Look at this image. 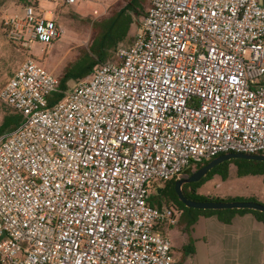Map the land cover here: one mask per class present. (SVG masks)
I'll list each match as a JSON object with an SVG mask.
<instances>
[{
	"label": "built area",
	"instance_id": "built-area-1",
	"mask_svg": "<svg viewBox=\"0 0 264 264\" xmlns=\"http://www.w3.org/2000/svg\"><path fill=\"white\" fill-rule=\"evenodd\" d=\"M80 1L33 0L8 40L52 46L55 9ZM116 55L63 91L31 54L0 90L23 118L0 137V264H176L163 230L180 213L152 205L151 186L264 154L262 0H149Z\"/></svg>",
	"mask_w": 264,
	"mask_h": 264
},
{
	"label": "rangeland",
	"instance_id": "rangeland-1",
	"mask_svg": "<svg viewBox=\"0 0 264 264\" xmlns=\"http://www.w3.org/2000/svg\"><path fill=\"white\" fill-rule=\"evenodd\" d=\"M128 2L129 0H81L72 7L57 8L53 18L62 27L64 37L52 46L43 48L39 44H34L26 51L21 48L20 44L11 43L6 36L7 18L22 12L23 0H0V90L27 59L28 55L31 54L47 70L58 77H62L68 64L75 62L82 51H89L96 35L93 27L94 22L109 18ZM44 6L53 9V6L49 3H44ZM148 6L149 1L145 5V12ZM143 18L144 16L140 13L133 14V25L129 33L130 43L134 41L133 39L140 31ZM127 43L125 44L127 46L124 47L131 45ZM76 84V82H71L69 88H73ZM7 112V106L0 103V125ZM226 171V178H223L220 174L216 175L214 184L202 190V192L208 194L210 198L213 197L223 202H230L232 197L239 193H246V191L256 192L258 195L264 194L263 175H240L235 163L228 165ZM192 173L186 171L181 178H187ZM163 187L164 184L161 182L154 183L150 188L151 198L156 196L158 188ZM208 196L207 198H209ZM153 205L157 206L155 203ZM186 252H188L186 255L189 257L190 251ZM196 258L193 259L194 264L197 263Z\"/></svg>",
	"mask_w": 264,
	"mask_h": 264
},
{
	"label": "trees",
	"instance_id": "trees-1",
	"mask_svg": "<svg viewBox=\"0 0 264 264\" xmlns=\"http://www.w3.org/2000/svg\"><path fill=\"white\" fill-rule=\"evenodd\" d=\"M33 0H23L24 6L32 4ZM149 1V0H148ZM147 0H129V2L120 10L113 13L109 18L100 22H94L93 27L96 35L90 45L89 51H82L78 59L68 64L62 74L61 89L63 91L69 89L71 82L78 83L79 81L89 77L94 70L106 62H118L117 51L120 47L132 44L129 42V33L133 25V14H142L146 16L145 5ZM264 3V0H262ZM23 6V7H24ZM149 7V6H148ZM144 19V18H143ZM143 22V20H142ZM134 40V39H133ZM64 94L57 93L49 97V106L52 107L59 101L63 100ZM8 108L7 114L4 116L2 124L0 125V137L9 134L16 130L22 123V116L16 111ZM211 161V160H210ZM210 161L199 164L197 170L207 165ZM235 163L237 165L240 175H263L264 176V162L232 159L212 169L200 182L185 184L183 187L185 196L194 201H219L213 198H207L198 194L199 189L208 181L212 180L216 175L227 177L228 165ZM191 168L187 172L191 173ZM177 179L167 182L163 188H158L156 196L151 198V203H155L157 207H161L163 203L173 208L184 216H189L186 223L188 227L193 226L201 215L215 214L220 212H250L253 213L259 220L264 222V213L249 210V209H234V210H197L186 207V205L179 199L176 193L175 185ZM232 201H243L242 199H233Z\"/></svg>",
	"mask_w": 264,
	"mask_h": 264
},
{
	"label": "crops",
	"instance_id": "crops-1",
	"mask_svg": "<svg viewBox=\"0 0 264 264\" xmlns=\"http://www.w3.org/2000/svg\"><path fill=\"white\" fill-rule=\"evenodd\" d=\"M215 179L216 176L205 183L198 194L207 197L202 190L213 185ZM237 198L264 204V194L256 192L239 193L231 200ZM188 218L179 214L178 224L163 230L171 239L176 264H194V257H197L196 264H264V222L253 213L201 215L191 227L186 223Z\"/></svg>",
	"mask_w": 264,
	"mask_h": 264
},
{
	"label": "water",
	"instance_id": "water-1",
	"mask_svg": "<svg viewBox=\"0 0 264 264\" xmlns=\"http://www.w3.org/2000/svg\"><path fill=\"white\" fill-rule=\"evenodd\" d=\"M232 159L252 160L264 162V154L228 153L212 159L207 165L194 171L187 178H179L176 181L175 190L179 199L186 207L197 210H234L249 209L264 213V204L255 201H194L188 199L183 187L185 184L200 182L212 169Z\"/></svg>",
	"mask_w": 264,
	"mask_h": 264
},
{
	"label": "flooded vegetation",
	"instance_id": "flooded-vegetation-1",
	"mask_svg": "<svg viewBox=\"0 0 264 264\" xmlns=\"http://www.w3.org/2000/svg\"><path fill=\"white\" fill-rule=\"evenodd\" d=\"M197 169V168H196ZM196 169H195V171H196Z\"/></svg>",
	"mask_w": 264,
	"mask_h": 264
}]
</instances>
